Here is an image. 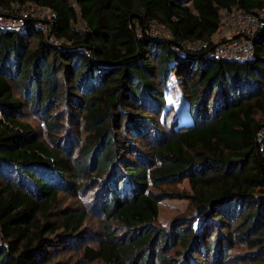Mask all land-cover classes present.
<instances>
[{
	"label": "trees",
	"instance_id": "16d2710c",
	"mask_svg": "<svg viewBox=\"0 0 264 264\" xmlns=\"http://www.w3.org/2000/svg\"><path fill=\"white\" fill-rule=\"evenodd\" d=\"M73 1L0 0L52 10L51 36L68 43L34 22L0 33V264H57L87 237L91 263L231 264L243 245L264 264V31L241 62L174 50L212 44L223 10L264 11V0ZM153 22L172 39L152 36ZM172 79L187 102L174 121ZM185 180L191 195L167 191ZM62 194L78 206L58 209ZM184 196L199 230L186 215L158 226L159 203Z\"/></svg>",
	"mask_w": 264,
	"mask_h": 264
},
{
	"label": "built area",
	"instance_id": "2783aa9c",
	"mask_svg": "<svg viewBox=\"0 0 264 264\" xmlns=\"http://www.w3.org/2000/svg\"><path fill=\"white\" fill-rule=\"evenodd\" d=\"M73 8L77 4L70 0ZM56 19V13L48 8L27 4L13 7V12L6 11L0 6V31H21L29 22H34L47 40L61 46L66 43L61 39L51 36V29ZM77 29L84 31L85 24L78 18ZM264 31V11L248 13L246 11L232 9L221 12V26L213 39L208 42H184L182 46H175L174 50L183 57L182 48L191 51H207L213 59H226L229 61H244L254 54L256 39ZM150 33L156 38L172 39L171 32L157 22L151 24ZM68 44V43H66ZM264 133V132H263Z\"/></svg>",
	"mask_w": 264,
	"mask_h": 264
},
{
	"label": "rangeland",
	"instance_id": "374dc122",
	"mask_svg": "<svg viewBox=\"0 0 264 264\" xmlns=\"http://www.w3.org/2000/svg\"><path fill=\"white\" fill-rule=\"evenodd\" d=\"M185 2H188L189 0H184ZM73 26L75 28H79V25L76 23V21L73 22ZM2 31H0L1 33ZM168 101L169 105L173 106V113L171 116H169V119L175 118L176 114L181 113V111L184 110L185 105H186V97L184 96L183 90H180L178 88L177 82L172 79L170 81V93L168 94ZM26 121L31 123L33 127L35 128L36 131L38 132H43L44 133V128L43 124L41 121L37 118L36 115L31 114L28 112L26 114ZM174 121V119H173ZM169 122L166 124V131L169 132L174 128L172 127V122ZM63 122L66 124L67 129L69 130L70 134L72 135L73 138L78 139L80 133L78 130V127L76 126L74 121H69L63 120ZM168 122V121H167ZM168 126V128H167ZM171 129V130H170ZM45 135V133H44ZM262 148L264 149V133L260 134L259 138ZM167 191L173 192V193H180L184 195H191L192 191L189 185V182L185 180L181 184H178L175 187L167 188ZM90 195V194H89ZM87 201H92L93 199L89 200V196H85ZM185 198H169L161 201L159 203V218H158V226L160 227H169L173 221L180 217V216H189V217H194L197 219L194 222V230L198 231L199 227L203 221L204 218H199L198 216H194V206L192 205L193 203L187 196H184ZM78 199H73L70 198L68 195L62 194L61 196V202L58 206V209H64L67 207H77ZM86 201V202H87ZM85 204V203H84ZM83 204V205H84ZM98 213H93L92 215V221L90 224H87L88 229H92V231L95 233V235H99L98 232V226H99V220H98ZM86 244H90L93 247L97 246V243L93 242L90 237L85 238L83 241L80 243H75L70 245V247H64L59 249V254L60 260L61 261L57 264H103L101 262H88V260H85L82 256V247L85 246ZM79 245V247H78ZM69 248H72L73 250H69ZM80 248V250H79ZM75 249V250H74ZM248 249L246 246H236L234 250L231 251L230 257H231V264H251L246 258L245 254L248 253ZM174 255V254H172ZM207 264H211V262L208 260ZM218 264H222L219 262Z\"/></svg>",
	"mask_w": 264,
	"mask_h": 264
}]
</instances>
